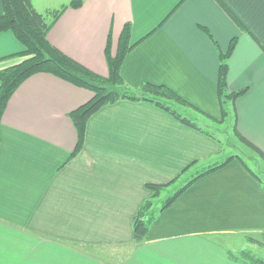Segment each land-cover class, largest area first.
I'll use <instances>...</instances> for the list:
<instances>
[{
    "label": "crops",
    "instance_id": "1",
    "mask_svg": "<svg viewBox=\"0 0 264 264\" xmlns=\"http://www.w3.org/2000/svg\"><path fill=\"white\" fill-rule=\"evenodd\" d=\"M48 1L32 0L41 13L53 7ZM223 1L243 28L216 0H84L48 40L107 77L109 37L115 56L131 23L136 45L121 68L125 83L167 86L199 110L183 114L207 124L202 113L221 119L220 59L201 27L222 51L238 38L228 74L230 91L246 90L235 103L236 127L264 152V0ZM24 50L12 32L0 33V71L21 63L14 55ZM92 98L45 73L11 97L0 139V264H261L250 255L264 257V180L241 157L193 183L136 243L134 218L152 196L147 184L164 186L158 208L224 145L151 103L121 100L89 119L71 159L78 135L69 114Z\"/></svg>",
    "mask_w": 264,
    "mask_h": 264
},
{
    "label": "trees",
    "instance_id": "2",
    "mask_svg": "<svg viewBox=\"0 0 264 264\" xmlns=\"http://www.w3.org/2000/svg\"><path fill=\"white\" fill-rule=\"evenodd\" d=\"M216 1L237 25L243 28L241 21L227 4L223 0ZM1 2L3 14L0 16V33L12 32L14 34L25 49L24 52L14 56L24 57L25 59L17 65L0 71V139L3 115L11 97L25 81L39 73L53 75L93 93V98L89 102L69 114L78 135L77 145L71 159L75 158L85 145L89 119L103 107L115 104L121 100L151 103L173 116L182 124L209 137L218 138L210 131V126L200 119L194 120L182 113L183 109L192 108L196 111L199 110L191 106L167 86L146 83L138 89H132L125 83L121 68L126 56L136 45L131 42V23H127L123 28L115 56L111 53L112 38L109 37L105 50L109 75L103 77L66 55L48 40L49 32L63 14L68 9L81 8L84 0H71L67 5H63L60 9L49 11L46 15L35 9L32 0H1ZM201 29L214 41L219 49L220 68L217 92L221 107V119L218 120L207 116L201 111L199 113H202L205 119L214 121L219 125L226 123L233 114L236 124L235 103L246 91L232 92L228 85L229 59L236 48L238 38H233L228 50L222 51L218 43L213 39L211 32L205 27H201ZM235 132H237L240 142L252 149L264 160V152L262 150L248 141L237 129H235ZM235 158L240 157L231 155L222 163L216 162L203 170L192 173L184 182V185L169 195L158 208H154V201L160 196L164 186L147 184L146 187L152 192V196L140 208L134 218L133 235L135 242L142 243L145 241L150 225L156 220L157 215L168 209L193 183L225 168Z\"/></svg>",
    "mask_w": 264,
    "mask_h": 264
},
{
    "label": "rangeland",
    "instance_id": "3",
    "mask_svg": "<svg viewBox=\"0 0 264 264\" xmlns=\"http://www.w3.org/2000/svg\"><path fill=\"white\" fill-rule=\"evenodd\" d=\"M58 1L59 0H52L50 2L49 1L46 2L44 5H52L53 7L44 9L43 14L46 15L49 11L60 9L63 5H67L71 0H64V1L60 0L61 2H58ZM63 2H66V3H63ZM207 121L209 122L207 123L208 126L211 127L210 131H212L223 142V145H224L222 147L220 154L214 157L213 163H216V162L222 163L226 161L231 155H238L249 165V167H251L256 172L258 176H260V178L264 180V169L262 168V166L264 165V160H262L256 152H254L252 149L248 148L242 142H240V140H238L237 132H235V129H237V127H236V124L233 123V119L230 118L227 120L226 123L221 124V125L217 124L214 121L208 120V119ZM185 176H188V174L178 179L177 184L181 183ZM233 237L240 239V235L233 236ZM240 242H241V239H240ZM250 258L252 259V261L253 259L255 260V258H261L259 260V263L264 264V257H258L256 253L252 252V254L250 255Z\"/></svg>",
    "mask_w": 264,
    "mask_h": 264
}]
</instances>
